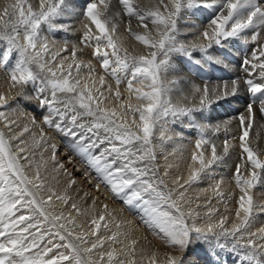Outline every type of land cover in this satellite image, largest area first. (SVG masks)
Segmentation results:
<instances>
[{"label": "snow or ice", "instance_id": "1", "mask_svg": "<svg viewBox=\"0 0 264 264\" xmlns=\"http://www.w3.org/2000/svg\"><path fill=\"white\" fill-rule=\"evenodd\" d=\"M125 18L139 50L117 34ZM0 73V122L11 131L13 115L28 118L16 151L0 130V264H137L140 241L107 204L49 211L69 198L44 199L39 170L28 174L36 150L58 163L46 129L172 250L142 261L264 264V148L249 139L264 116V0H5ZM169 144L187 171L170 182L173 165L157 164ZM204 181L211 195L196 203Z\"/></svg>", "mask_w": 264, "mask_h": 264}, {"label": "rangeland", "instance_id": "2", "mask_svg": "<svg viewBox=\"0 0 264 264\" xmlns=\"http://www.w3.org/2000/svg\"><path fill=\"white\" fill-rule=\"evenodd\" d=\"M134 45L137 46V50H138L139 46L136 45V42L134 43ZM236 107H238L241 111H243L242 105H237ZM18 114L19 117H17L16 120L20 125V127L19 128L16 127V130L19 133L24 123H28L23 121L22 119H28V118L23 113H18ZM258 115L261 118L260 119L258 118L259 119L258 120L256 118L257 117V113H256L253 129L250 130V136H249L250 142L252 143L253 147H256L257 143H259V145L261 146L260 141H264V133L261 134L259 140L257 139V133H261L264 131V116H261L260 113ZM37 118L39 120V116ZM233 128H235V124H233ZM1 130L4 131L5 135L11 141L12 139L9 135V132L5 130V128ZM46 132L48 136L51 135L50 134L51 130L46 129ZM26 136L28 135L26 134ZM55 138L59 143L58 145L59 151L57 153L58 163L51 160L50 158L51 154L39 150L37 154L38 156L32 158V167L30 168L31 171H29L28 173L29 176H34L37 169L39 170L40 176L44 181V190L41 192V195L44 197V199H47V197L51 195L52 192H55L57 195H63L69 198V203L65 205L61 201L57 200L55 196H53L52 208H50L49 211L54 210L57 213L63 211L65 215H68L71 212L73 215H75L74 210H72L70 207L72 203H76L80 207L81 211L84 210L90 211L92 209L93 200H95V209L97 213L102 212L103 211L102 206L104 204H107L108 209L114 211L119 220L125 221L124 229L131 231V238H135L140 241V243L136 247L141 246L143 248L144 252H140L142 255H151L152 251H156L159 257H163V254L165 252L172 251L170 249L165 248V246L161 241L157 240L155 237L152 236L151 232H149L145 228V226L140 222L137 214L128 212L124 208L122 203L120 201L114 200L108 194V192L104 190L103 187H101V189L97 191L93 187L96 181L90 180L89 177L83 175L85 168L84 165L79 160V158L69 153L67 149L64 148L63 146L64 138H62L61 136H57ZM191 139L194 141L195 137L193 136L191 137ZM29 144H31V141L29 142ZM193 146L194 144L187 145V148L189 147L192 148ZM263 146H264V142H263ZM13 148L15 147L13 146ZM187 152L188 154H190L189 151ZM59 164H63L64 168L60 169L58 167ZM77 169H79V171H77ZM224 175L227 176L228 172L226 171ZM72 179H75L76 183L72 185V187H69V181ZM226 183L228 184L227 179L224 185L225 187H226ZM205 185L207 186L208 184L204 182V184L202 183L198 185L199 186L198 195L201 194V189L205 188ZM198 186H194L193 189L198 188ZM49 189L51 191H49ZM256 190L258 191V196L256 198L259 199V196L261 195V190L259 188H257ZM85 193H87V195H85ZM83 220H84L83 217H78L77 223H82ZM144 237H147V240H145ZM174 254L180 255L179 252H175ZM123 257L124 256H122L121 258L122 259L125 258V260L129 259L128 257H124V258ZM138 257H139V251L136 252L135 259L137 264H141L142 261H139Z\"/></svg>", "mask_w": 264, "mask_h": 264}, {"label": "bare ground", "instance_id": "3", "mask_svg": "<svg viewBox=\"0 0 264 264\" xmlns=\"http://www.w3.org/2000/svg\"><path fill=\"white\" fill-rule=\"evenodd\" d=\"M79 2H82V0H79ZM4 3H5V0H0V7H3V5H4ZM114 3H115V0H114ZM125 26H124V25ZM123 24H121L120 26H119V28H118V35L122 38V39H124V42H125V44L129 47V50L131 51V49H132V47L134 46V40H132L130 37H128L127 36V33H126V26H127V20H126V18H125V22L123 23ZM77 27H79V25H77ZM70 39H71V37H69ZM138 50H139V48H138ZM89 55H90V52L88 53V54H86V56H85V58L87 59L88 57H89ZM93 63H95V61H93ZM97 69H98V72H101L102 70H100L99 69V66L97 65ZM233 71H235L236 73H238L239 72V66L238 65H235L234 67H233V69H230L229 70V74H231V72H233ZM0 78H2V73H0ZM110 79V78H109ZM110 82H112L111 80H110ZM112 83H114V82H112ZM0 90H2V89H0ZM23 103V102H22ZM243 110V109H242ZM259 112H257V119L259 118H261L259 115ZM17 117H19V114L17 113V114H15V115H13L12 116V119H16ZM258 119V120H259ZM263 119V118H262ZM23 121H25V122H28V119H22ZM25 124V123H24ZM235 124V123H234ZM4 128V125H3V122H0V130L1 129H3ZM5 130H7L8 132H9V135H10V137L12 138V136L13 135H16V134H18V132H17V130H16V126L15 125H13L12 126V130L11 131H9L7 128H5ZM6 132V131H5ZM262 133H264V131L263 132H261V133H259L260 134V136L259 137H261V134ZM50 136L49 137H51L52 138V142H55V143H57L58 145H59V143H58V141H57V139L55 138V137H57V136H59L57 133H55L54 131H51L50 132ZM25 138H26V140L28 141V143L31 141V136H25ZM12 144H13V146L15 147V148H13V150L14 151H16V141L15 140H11L10 141ZM263 142L264 141H260V144H261V146H262V148H264V146H263ZM172 147H173V145H166V151L163 153V154H159L158 153V159H157V164H158V166L161 168V170L163 171L165 168H167V165L168 164H172L173 165V168H171V169H169V171H170V177H168L167 179L169 180V182L171 181V179L172 178H174L176 175H180V174H183L185 177L187 176V171H186V165H185V163L184 162H182L181 161V159H180V155H179V153H177V154H175V155H168V153L169 152H171V150H172ZM42 150V149H41ZM43 152H47V153H49V154H51V149L49 148L48 150H42ZM187 151H191V147H189V148H187L186 150H185V153H184V155H185V158H187V157H189L190 156V154H188V152ZM38 152H39V150H37L36 152H35V154H34V156L33 157H37L38 155ZM165 155H168V159L167 160H165V158H164V156ZM177 165H179V167H176ZM27 167V166H26ZM29 171H31L30 170V168L28 169V173H29ZM204 182H206L208 185L206 186L205 185V187H208L209 186V183H210V181H204ZM204 182H203V184H204ZM201 187V186H200ZM229 187V188H228ZM202 188V187H201ZM227 188V189H226ZM224 189H225V191L227 192V191H233V192H237L238 193V190L237 189H235V186H234V184L233 185H231V186H229V184H227L226 183V187L224 186ZM255 192H254V194H255V197H257L258 196V191L257 190H254ZM190 193H192V195L193 196H196V195H198V193H199V186H198V188H196V189H191L190 190ZM205 195H211V192L209 191L207 194H205V193H202L201 192V194L199 195L200 197H201V199L200 200H198V201H196V203H203V199H204V196ZM259 198H260V196H259ZM258 199V198H257ZM214 203H215V201H214ZM129 227V226H128ZM134 231V230H133ZM135 232H137V231H135ZM124 243L126 244V243H128V241L127 240H125L124 241ZM142 250H143V248L141 247V246H139V247H137V251H139V257H138V260L139 261H142L141 260V256H142V254L140 253V252H142ZM144 252V251H143ZM94 257V259L96 258L95 256H93ZM124 258V257H123ZM164 258V256L163 257H159L158 256V259H163ZM125 259V258H124ZM141 264H147V261L146 260H143L142 262H141Z\"/></svg>", "mask_w": 264, "mask_h": 264}]
</instances>
